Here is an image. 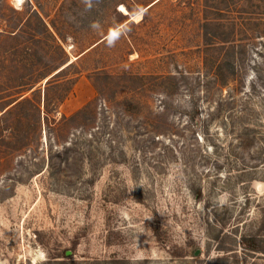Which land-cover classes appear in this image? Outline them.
Here are the masks:
<instances>
[{
  "label": "rangeland",
  "instance_id": "obj_1",
  "mask_svg": "<svg viewBox=\"0 0 264 264\" xmlns=\"http://www.w3.org/2000/svg\"><path fill=\"white\" fill-rule=\"evenodd\" d=\"M227 2L0 0V264H264V0Z\"/></svg>",
  "mask_w": 264,
  "mask_h": 264
},
{
  "label": "trees",
  "instance_id": "obj_2",
  "mask_svg": "<svg viewBox=\"0 0 264 264\" xmlns=\"http://www.w3.org/2000/svg\"><path fill=\"white\" fill-rule=\"evenodd\" d=\"M222 3H223L224 5H227V6L229 5V2H227V0H222ZM207 5H208V4H207ZM209 5H211V6H215V5H212V4H209ZM205 31H207V30H205ZM224 61H225V64H228L229 59H226V58H225ZM58 71H59V70H58ZM58 71H57V72H58ZM113 261H114V262H119L118 259H113Z\"/></svg>",
  "mask_w": 264,
  "mask_h": 264
},
{
  "label": "water",
  "instance_id": "obj_3",
  "mask_svg": "<svg viewBox=\"0 0 264 264\" xmlns=\"http://www.w3.org/2000/svg\"><path fill=\"white\" fill-rule=\"evenodd\" d=\"M196 251H198V250H196Z\"/></svg>",
  "mask_w": 264,
  "mask_h": 264
}]
</instances>
